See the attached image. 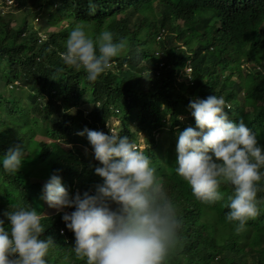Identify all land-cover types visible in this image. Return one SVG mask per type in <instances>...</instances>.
Returning <instances> with one entry per match:
<instances>
[{
  "label": "trees",
  "instance_id": "1",
  "mask_svg": "<svg viewBox=\"0 0 264 264\" xmlns=\"http://www.w3.org/2000/svg\"><path fill=\"white\" fill-rule=\"evenodd\" d=\"M14 1L20 5L28 4V0ZM154 1L157 2L155 8L166 12L161 17L150 13L147 32L143 33L136 26L144 24L141 17ZM196 1L189 0V3ZM186 2L33 0L35 9H25L26 15L42 18L48 26H58L61 19L67 20L65 28L47 33L43 40L27 23L26 17L12 28L13 16H1L0 12V120L4 130L0 133V159L9 149L17 147L25 153L15 174L5 172L0 164V219L4 220L6 228L10 221L4 213L11 203H21L42 212L40 186L34 181L48 176L51 170L59 171L65 177L60 178L64 181L61 184L71 197L76 195L75 190L97 188L104 183L96 174L97 181L94 178L75 181L74 175L68 172L79 165L89 169L86 165L90 162L86 160L91 156L90 150L94 153V149L86 133H78L88 129L111 135L106 125L114 115L110 112V107L114 106L120 112L115 117L120 123L115 132L120 136L127 135L134 142L137 131L131 132L129 126L135 123L144 133L151 147L150 151L144 152L153 160L159 182L182 220L181 242L167 264H264V188L257 194L260 214L247 222L246 230L237 233L235 225L225 220L228 209L223 207L232 193L231 186L222 185L223 200L206 205L195 199L187 183L175 173L178 136L186 129L181 122H176V114L186 112L185 102L194 100V95L196 99L223 96L231 104V111L226 112L229 119L234 123L243 120L264 146V66L254 77L243 79L239 58L231 51L228 60L217 56L207 68H201L206 63L203 60L194 61L193 86L176 82L174 71L184 61L175 43L183 34L172 27L167 10ZM259 3L261 9L258 12L253 6L235 10L226 8L222 19L237 53L256 62L264 57V37L259 31L260 20L264 17V0ZM53 5H57L56 9ZM77 24H81L92 38L102 30H109L114 34L115 42L128 40L127 48L112 58L114 65L95 82L87 80L84 70L76 71L63 65L60 58L68 35ZM164 33L161 56L151 60L155 38ZM128 59L134 61L127 62V70L124 63ZM143 62L145 65L140 66ZM160 62L162 68H159ZM225 69L231 75H237L240 81L224 84L218 77H210L202 82L197 73L212 76ZM17 79L23 80L28 93L10 88V83ZM163 105L173 111L169 120L160 109ZM177 125L179 130L175 133ZM38 136L51 142L38 140ZM86 150L87 156L84 155ZM68 209L73 211L75 208ZM62 217L63 214H59L42 221L45 231L41 238L51 237L55 243L46 257L47 264H84L72 252L74 233L66 227Z\"/></svg>",
  "mask_w": 264,
  "mask_h": 264
},
{
  "label": "clouds",
  "instance_id": "2",
  "mask_svg": "<svg viewBox=\"0 0 264 264\" xmlns=\"http://www.w3.org/2000/svg\"><path fill=\"white\" fill-rule=\"evenodd\" d=\"M186 1L167 10L172 27L183 34L175 43L184 61L174 71L177 83L193 86L194 61L203 60L206 63L201 68H207L217 56L228 60L231 51L239 58L243 79L262 71L264 57L256 62L246 59L242 53L238 54L222 22L224 9L253 6L258 12L260 0H197L194 4ZM156 4L154 1L145 10L141 17L144 24L135 25L137 30L147 32L150 13L161 17L166 12L155 8ZM27 5L14 0H0L1 16L8 15L13 7L14 11H23ZM56 6L53 5V9ZM34 19L41 20L33 18L30 26ZM259 31L264 37V17L260 20ZM47 33L38 31L40 40L45 39ZM165 34L155 38L151 60L161 56V41L164 40L161 39ZM127 46L126 38L115 42L114 34L109 30H102L92 38L81 24H77L68 35L60 58L63 65L76 71L84 70L87 80L95 82L114 65L112 58L120 55ZM129 61L134 60L128 59L124 63L127 70ZM144 65L145 62L140 64ZM162 66L160 62L159 68ZM197 73L202 82L210 77H218L224 84L239 80L227 69L223 72L218 70L212 76L200 71ZM22 81L14 80L10 88L15 91L24 87ZM194 97V100L185 102L184 114H176V122H181L186 129L177 135L175 173L187 183L195 199L206 205L223 200L222 185L231 186L232 193L223 204L228 209L225 220L233 223L235 231L240 233L246 230L250 219L260 214L257 194L264 188V146L243 120L234 123L229 119L226 112L231 111V104L223 96ZM110 108L114 115L106 126L111 135L88 129L78 133H86L94 149V153L90 150L91 156L86 160L90 162L86 165L89 169L79 165L76 170L68 172L74 175L75 181L90 178L97 181L96 174L103 178L104 183L97 188L75 190L76 195L71 197L61 184L64 181L60 178L65 177L59 171L51 170L48 176L35 180L34 183L40 186L43 210L39 213L21 203L9 205V210L4 213L10 221L7 228L4 220L0 219V264H47L46 257L55 243L51 237L41 238L45 231L42 221L59 214H63L66 227L74 233L72 252L84 264H167L181 242L182 220L159 182L153 160L144 152L151 149L144 133L137 129L135 123H130V131L135 125L131 132L137 131V139L132 142L127 135H118L115 131L120 123L115 117L120 112L114 106ZM160 109L165 111L167 120L172 118L170 108L163 105ZM1 124L0 120V133L4 131ZM174 130L177 133L179 125ZM87 153L88 150L84 151L85 156ZM24 155L19 147L9 149L0 159V164L5 172L15 174ZM45 200L60 212L45 216ZM72 207L75 208L73 211L68 209Z\"/></svg>",
  "mask_w": 264,
  "mask_h": 264
},
{
  "label": "rangeland",
  "instance_id": "3",
  "mask_svg": "<svg viewBox=\"0 0 264 264\" xmlns=\"http://www.w3.org/2000/svg\"><path fill=\"white\" fill-rule=\"evenodd\" d=\"M27 2H28V5L26 7H27V9L29 8L28 11H31V10L33 11L35 9L34 8V5L33 6H29L30 3H33V0H28ZM14 9H15V7H13L11 9V11L9 12V14H8V16H13V17H11V20H13V21H12L10 27L15 28L18 25V23H19L18 21L21 18H23V17H26L27 18V23L28 24L33 19L32 16L26 15L24 13L25 12V9L23 11H19V10L18 11H14ZM66 26H67V20H65V19H61V23L58 26H56V27H54V26H48L47 23H46V21L44 19H42V18H41L40 21H37V20L35 21V19H34L33 20V23H32V28L36 29L37 31H39V29H40L41 31L46 32V33L47 32H56V31H58L60 29L65 28ZM21 89L23 91H26L28 93V90L25 87H20L18 90H21ZM13 94H14V92L11 93L10 97H13ZM23 97L26 98L25 95H23ZM113 122H114V124H117V121H115L114 119H113ZM133 129H135V125H133ZM133 129H131V131H133ZM159 137L160 136H158V138ZM141 138H143V136L140 137V140H141ZM37 139L38 140H45V139L40 138L39 136L37 137ZM33 141L36 142L37 140L36 139H33ZM45 141L47 142V140H45ZM141 147L143 149L142 143H141ZM32 152L33 151H31V153ZM45 204H46L45 216H48V215H51V214H55L56 212H60V209L58 210L56 208L50 207L46 200H45Z\"/></svg>",
  "mask_w": 264,
  "mask_h": 264
}]
</instances>
